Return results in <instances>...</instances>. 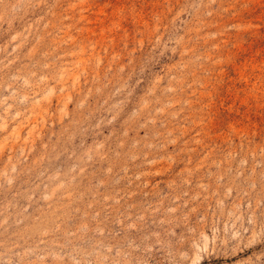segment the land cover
<instances>
[{"label":"rangeland","instance_id":"obj_1","mask_svg":"<svg viewBox=\"0 0 264 264\" xmlns=\"http://www.w3.org/2000/svg\"><path fill=\"white\" fill-rule=\"evenodd\" d=\"M0 264H264V0H0Z\"/></svg>","mask_w":264,"mask_h":264}]
</instances>
